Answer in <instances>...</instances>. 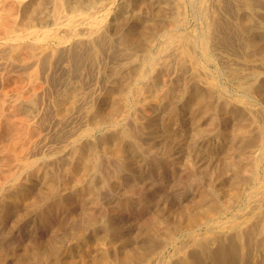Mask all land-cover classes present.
I'll list each match as a JSON object with an SVG mask.
<instances>
[{"label": "rangeland", "instance_id": "374dc122", "mask_svg": "<svg viewBox=\"0 0 264 264\" xmlns=\"http://www.w3.org/2000/svg\"><path fill=\"white\" fill-rule=\"evenodd\" d=\"M173 1H174V3L176 1V3L174 4ZM183 1L182 0H108L107 7L99 14L100 18H103V17L105 18V19L103 18L105 20L104 24H102L100 22V20L98 19L99 23L97 25H95V27L97 26L96 29H94L93 27H92V29H90L91 24L88 21H82L81 19H78L79 24L77 26V29L79 31H81L83 29L81 32H84L86 35H88V36H85L84 40L79 39V44L76 45V43H77L76 39H73V41L71 39L70 42H67L66 44H62V45H58L54 41H48V40L39 43L44 47V49H45V46L47 48L45 49V52H46L45 55L44 54L41 55L40 52H38L39 56L42 57V59L45 61V64H44V61L41 63H38L36 69L37 70L39 69L38 71L40 72V74H41V71H43V72L46 71V73H48V74H46L47 77L48 78L50 77V79H51V77L53 78V81H51L49 83L44 82L43 79L40 82L38 81L41 84H39L38 82H37L38 84H36V82H34V79L32 77H33V73L35 72L36 69H34L35 67L32 68L31 61H27L26 64H25V62H22L23 64L21 62H16V64H15V62L13 63L11 60L9 61L8 60L9 57L7 55L8 53L5 50H9L10 47L8 45L5 46L3 41L0 40V44H4L0 47V53H1L0 59L1 58L3 59V60L2 59L0 60V63H1L0 65H2V67H0V70H3L2 74H0V85H1L0 86V94H1V96L5 97V98L4 97L3 98L6 101V103L7 102L11 103V101H12L16 105H21V106H18L21 109V111H20V109L18 110L20 112V113L18 112L20 114L19 116L28 115V112H29L28 116H30V117H34L36 115V118H37V116L41 118L43 116V118L46 121L48 120L47 123L45 121V123L47 125L45 124V126H44V127H46L45 129H43V133H45V134H43L44 140H43V142H41V143H45V144H42V145L40 144L41 146H37L36 149L35 148L30 149V152H29L30 158L28 157V155L26 156V158H27L26 162L27 161H30L31 163L34 162L33 166L31 167L32 169L30 168L31 170L26 169V170L20 171V168H18L19 164L18 165L14 164L15 167L18 166L16 168L18 171L17 174L20 173V174H18V176H16V177H13L12 175H10V176L8 175L7 177L6 176L3 177L2 175L0 176V189H1L0 193H2L0 195V197L2 196L0 198V204H1V206H0V241H1V243H0V262L10 264V263H12V261L15 262L16 260H18L21 257L20 255H22V256L26 257L27 259L32 260L33 262H36V263L40 262L41 263V261H40L41 260V256H40L41 254L40 253H42V251H40V247H42L43 249L53 248V251H54V250H56L55 248H57V242L62 244V247H63V248L58 249V251H60V253L62 255L66 256L65 257L66 259L70 260V258L77 257L79 255L78 253H76L78 251V248L75 247V246H78L77 242L79 240H81L82 243H83V241H91V243H89L88 245L93 246L92 247V248H94L93 253L95 255L107 253L108 256L111 257L110 259H112L115 255V253L113 254V252L121 251V248L120 247L118 248V246L120 245V243L118 242V238L115 236V234L113 232L116 228L115 225H113V224H116L114 222H116L115 220L118 217L119 218L117 220L119 221V227L121 228V230H123L122 231L123 234L129 238V241H133L134 244L138 243L137 245H143L145 248H150V245H152V244L156 246L155 248H157V250L155 249L156 251L153 254V256L155 255L156 258L154 259V262H152L153 264H165V263L166 264H181L182 255H180V254L181 253L183 254V252L180 251V254H179V251H178L180 249L179 247L182 246L183 244H188L187 242L191 238L190 236H194L195 234H196V236L201 237L202 238L201 241H203V242H205L206 240H209V242L208 241H206L205 243L201 242L202 243V245L200 246L201 248L200 247H195V248L192 247L191 248L192 250L190 248H189L190 250L188 249L189 252L192 251V253L196 257H198L197 259H199V262H201L202 264L203 263L204 264H214V263L215 264H221V261L218 262V256H215L216 258L212 257L214 252H215V254L219 253L220 255L224 256L225 264H237V263L238 264H253L254 258L257 259L260 256V254L263 250L262 247H260V246H262L260 243H261V241H264V231L263 232L260 231L259 224L262 222V219L264 218V217H261V214H264V211H263L264 208L256 209L258 211H256V210L254 211L253 214H255V215L252 214L253 215V216L251 215L252 218L247 215L248 210L246 209L247 212L245 213V211L243 209L240 212L239 217L244 216L243 217L244 219L242 217H241L242 219L238 218L239 224H240L238 227H234L233 224H231L229 226L230 223L227 224V222L230 221L231 219L229 216L225 215V216H223V218L219 219V220L223 219V223H220L221 221H219L216 225L214 223H204L200 226H197L195 228L196 230H195L194 234H192V235H190L191 233H187L185 231L179 232L176 235V239H175L176 241L174 240L173 243L169 242L167 244V246L164 244L165 240L161 239L162 238L161 235L165 234L164 233L165 232L164 226L166 225V227H167V225H169V224L171 225V223H174L177 220L176 219L177 218L176 213L179 212V209L185 208V206L186 207L193 206L195 204L196 200L199 198V193H200L201 189H209V190L205 191L207 198H208L205 201L206 203L211 202L212 204H214V203L217 204V202L219 200V194H218L219 191H217V189L219 187V186H217L218 185V183H217L218 179L229 180L230 177L233 178L235 175H238V172H241L242 176L240 175V177L243 178L244 175L242 174V169L240 170V168L245 167L246 165H249L250 160L251 161L254 160L256 158V155L258 156L257 158H260L264 162V159H263V157H264V134H263L264 133V128H263L264 127V124H263L264 123V61L261 59V56L259 53L260 52L259 48H256V47H251V48L249 47L248 48V47H246L247 46V40L249 38H251L253 34H254L253 37L255 39H257V41L259 43H261V45L264 47V41H263L264 40V15H263L264 14V10H263L264 9V3L262 4V2H264V1H260V2L256 3L257 5L260 6L261 9H258V11H256L257 13L255 12L253 14H251V12H249L246 9H244L243 7H241L242 4L240 2H236L234 0H227L228 2L227 1L225 3L223 2L224 4L220 3L217 0L216 1L215 0H209L207 2L208 7H210L209 10L212 12V13L211 12L210 13L216 15L218 21H221V24H222V30L221 31L222 32L224 31L222 33L223 35H221V38L224 40L221 39L222 40V41L220 40L221 43L220 42L218 43V45H220L221 47L218 48L217 47L218 45H216L215 47H212V49L210 51V54L212 55L211 59L204 57L202 55L201 51L198 50L199 48L196 47L195 53H197V56L199 57L198 68L202 67L201 68L202 71L200 69H196L197 67L195 68L194 66H192L191 63L189 64L188 62H186L187 67L184 64L181 65L180 64V57H179L178 53L177 54L174 53L175 54L174 55L172 53L173 50H171V52L167 51L168 53L165 52V53L161 54V56L164 55V57L165 56L169 57L168 61H167L168 63H166L165 65H164V63H161V64H163V66L161 65V67L164 68L165 70L162 69L161 67H159V68L157 67L153 71V69H150L149 66H147V65L145 66L143 63L140 66L138 65L139 61H137V60L140 59V63H141L140 56L142 55V57H143V54H145V53L142 51H139L140 53L138 51H136L137 55H139L137 57H134V58H137L136 62L133 61L134 64L133 65L129 64L128 68H126V70H125V71H128V73L131 72V79L127 80V79H120V78L113 77L114 76V75H112L113 74L112 71L114 69V67L112 65L113 60L114 61L115 60L120 61L123 57L125 58L127 52H132L131 54L134 53V55L136 54L135 51L126 50V47H124V41H120L123 39V36L126 35L125 33L127 32L128 27H131L130 24L133 22H138L136 24V28L138 29V31H142L143 29L149 31V30H151V25L149 24V19L152 18L153 14L159 15V17L157 19V20H159L158 21L159 24H166L168 22V17H166V14L168 13L167 15H171V14L175 13V11H173L174 10L173 8H177L179 5H181L180 9L184 7L183 8L184 11H185V8L186 9L188 8L187 10L189 11V20H190L189 26H187V28H185V29L184 28L181 29V32H185V33L188 32V34L193 35L194 37L198 36V33L201 30V23H200V21H198V19H196V18H195L196 20L194 19L193 15L191 13V10H190L191 5H194V2H192L190 0H183ZM229 1H231V3ZM10 2H11V0H4V1H2V3H3L2 4L0 1V3H1L0 5H2V6H0V16L1 17L5 16L8 13V11L6 10L7 11L6 12L5 9H6V7H8ZM48 2H49V4H48ZM140 2H141V4H140ZM146 2H148V3H146ZM177 2L179 4H177ZM235 2H236V4H234ZM166 3H168V5H166ZM213 3H214V5H213ZM52 4H53V2L47 1V3H46L47 8L46 7L45 8L47 10L51 9ZM139 4H140V6H139ZM11 5L14 7V11H15V13L13 12L14 14H12L13 19H17L14 21L20 22L22 19V17H21L22 13L19 10L20 9L19 4H17L15 2V0H13V2L10 3V6ZM174 5L176 7H173ZM3 6H5L4 10H3ZM147 6L148 7L150 6L151 8L150 7L147 8ZM196 6H198V4H196ZM225 6L227 9L225 8ZM222 7H223V10H222ZM160 9L162 12H160ZM230 9H233V10H230ZM183 10H181V12ZM172 11H173V13H172ZM1 12H4V13L2 14ZM229 12H231V14ZM17 13L18 14L20 13L21 15L19 14L20 16H18ZM226 13H227V15L228 14H230V15L227 17ZM131 14L134 15V17L127 18V16H132ZM190 15H191V17H190ZM238 15H239V17H238ZM246 15H248V16H246ZM16 16H18V18ZM78 16H79V14H77V16H75V18ZM101 16H103V17H101ZM243 16H244V18H245V16H246V18L247 17L250 18L251 16H253L252 17L253 18V27H255V29L252 28V30L250 32H246L245 35L244 34L241 35V33H243V32L240 30L238 31V26H239V21H240L239 18L244 19ZM257 16H258V18H257ZM261 16L263 18H261ZM259 17L261 19H259ZM246 18H245V20H246ZM256 18L258 19L257 21H259V20H261V21L257 22ZM236 20H238V21H236ZM84 22H86V23H84ZM100 24H102V25H100ZM196 27H198V28H196ZM51 28L54 29L53 27H51ZM97 28H99L101 31L98 30V32L95 33L94 31H96ZM84 29H85V31H88V32H85ZM195 29H200V30L198 32ZM228 29H230L229 30L230 32L228 31ZM257 29H258V32H257ZM89 30H92V31H89ZM58 31H60V29ZM192 31H194V32L192 33ZM236 31H237V33H235ZM255 31H256V33H255ZM89 32L93 33L92 36L89 35ZM108 32L112 35H110ZM231 32H232V34H231ZM252 32H253V34H252ZM226 35H227V37H226ZM237 35H238V38H237ZM223 36H225L226 38L225 37L223 38ZM234 36H236V37H234ZM108 37H111L112 39L111 38L107 39ZM232 37H234V38H232ZM97 38H99L100 40L103 39V45L105 46L104 53L106 56L104 55V57L103 56L102 57H103V59H105V61H109V63H110L107 65L106 71H104V73L99 72L100 70L102 71L104 68H100L98 66V59L100 61L101 57L98 58L99 55H96V53H95L96 52L95 51V44H96ZM104 38H105V41H104ZM140 38H141V42L143 45H146L149 48L151 47L150 49H151L152 53H156L155 51L157 49H159V47L161 46V43L163 42V39H161L159 36L154 37V41H153V37L148 38L145 35L140 36ZM262 38H263V40H261ZM145 39L146 40L148 39L147 41L152 40L151 44H150V42L148 44V42ZM229 39H233V40H229ZM109 40H111V42H109ZM236 40H238V41H236ZM106 41L108 42V44L106 43ZM118 41L121 42L122 45ZM118 43H119V47L121 45L120 48L117 47ZM222 43L224 44L225 47L223 46ZM240 43H241V45H240ZM245 43H246V45L243 46ZM106 44H107V47H106ZM111 46H112V48H111ZM4 48H5V50H4ZM55 48H56V50H55ZM230 48H231V50H230ZM118 49H120L119 50L120 52L118 51ZM124 49L127 52H125ZM235 49H237V50H235ZM253 49H254V51H253ZM121 50H122V52H121ZM225 50H227V51H225ZM228 50H230L231 53L225 54L224 52L227 53ZM52 51L54 52L55 56L52 57V61H51V59L49 60V58L51 57L49 54H51ZM244 51H247L246 52L247 54H245ZM111 52H113L114 55L111 54ZM217 52H219V53H217ZM242 52H244V54H242ZM119 53H122V54H119ZM238 53L240 56L238 55ZM118 54H119V56H118ZM129 54H127V55H129ZM223 54H224V56H223ZM233 54H235V55H233ZM257 54H259V55H257ZM120 55H123V57ZM244 55H245V57H244ZM246 55L247 56L249 55L250 57L246 58L247 57ZM75 56H77V58ZM72 57H75V58H72ZM126 57H128V56H126ZM237 57H238V59H237ZM244 58H246L247 61L249 60V62H247ZM232 59H233V61H232ZM256 59H257V61H256ZM4 60H5L4 64H9L8 66L10 68H8V67L4 68L3 67L4 64L2 62H4ZM174 60H175V62H174ZM69 61H72L73 64H72V62L69 63ZM74 61H76V62H74ZM137 62H138V64H137ZM235 62H237V63H235ZM243 62H245L244 63L245 65L243 64ZM202 63H204L203 65H205V66H201ZM232 63L235 65V67H234V65H231ZM238 64H241V65H238ZM252 64H254V65H252ZM28 65H31L30 66L31 68ZM167 65H169V66H167ZM221 65H223V66H221ZM109 66H110V68H109ZM166 66H167V68H166ZM175 66H176V69H175ZM181 67L183 69H181ZM206 67H208V69L205 71L204 68H206ZM244 67H246V68H244ZM20 68H22V69L20 70ZM234 68H240L242 70L243 69H245V70H243V71L240 70V73L233 74ZM5 69H8L7 72H5L6 71ZM65 69H67L68 72L65 71ZM13 70H15V72ZM22 70H24L26 72V74H24V78L28 77L27 79L25 78V80H24L27 83H25L23 81L24 84H22V89L20 91L16 92V91H14L15 89L13 87H11L10 85L7 84V81H8V78L14 77L15 74H17L19 71H22ZM151 70H152V72H151ZM192 71H193L194 75L191 74ZM204 71H205V73H204ZM51 72H52V74H51ZM0 73H1V71H0ZM60 73H61V75H60ZM202 73H203L204 77H203V75H201ZM242 73L243 74L246 73V74L243 75ZM67 74H68V76H67ZM82 74H83V78H82ZM140 74H143L145 76L139 77ZM240 74H242V75H240ZM247 74H248V76H247ZM25 75H27V76H25ZM69 75H71V77ZM75 75H77V78ZM190 75H191V77H190ZM197 75H199V77ZM208 76H211V77H208ZM215 76L217 77V79L215 78ZM194 77L196 79L198 77V79L195 80ZM240 77H242V78L240 79ZM70 78H72V79H70ZM112 78H113V80H112ZM234 78H235V80H234ZM248 78H250L251 80ZM153 79H154V81H152ZM203 79H205V80H203ZM72 80H74V81H72ZM155 80H157V81H155ZM227 80H229V81H227ZM238 80H240V81H238ZM54 81H56V82H54ZM69 81H71V82H69ZM199 81H201V82H199ZM64 83H66V84H64ZM79 83H81V84H79ZM164 83H165V85H164ZM249 83H251V84H249ZM30 84H32V85H30ZM33 84H36V85H33ZM56 84L59 86L57 87ZM258 84H260V85H258ZM62 85L64 86L65 89H67V88L69 89V87L71 90L77 88V92H79V93L78 94L76 93L75 94L76 97L72 100L71 98H68L63 94L65 89L63 88ZM152 85H156L159 87V89L164 90V91H166V90L170 91L171 90L173 93H176V94H174V97L172 96L171 100L161 101L157 106L153 105V104L149 103L148 100H144L141 96V93L143 92V90L147 86H152ZM178 85H179V87H178ZM184 85H186L185 88H184ZM203 85H205V86H203ZM215 85L218 87H216ZM247 85L251 86V90H249V92L245 88ZM253 85L256 88H253ZM35 86H36V89L34 88ZM187 86H189L190 88H188ZM241 86L242 87L245 86V87L242 88ZM199 87H201V88H199ZM32 88H34L35 91H37V92H35L37 95L36 102L38 101L37 102L38 104L36 103L37 105L36 104L34 105L31 102H29L28 100H25L22 98V93L29 91ZM257 88H259V90ZM78 89H79V91H78ZM183 89L184 90L190 89V91H193V92H194V90L197 89L198 92H196V93H202V94L207 95L208 98H207V101L205 103L207 105L209 104L208 105V107H209L208 111L205 112V111H201L199 108L196 109V107H194V103H193L195 100H192L193 99L192 95L189 96L188 94H185L184 97H180V93H181V91H183ZM252 90H254V91H252ZM80 91H82V92H80ZM120 91H123L126 94L121 99L117 96L119 94L118 92H120ZM186 91H188V90H186ZM186 91H184V92H186ZM206 91H208V92H206ZM211 91L214 93H211ZM250 91H252V92H250ZM257 91H260V92H257ZM5 92H6V94H5ZM57 93H59V94H57ZM248 93H250V94H248ZM14 94H15V96H14ZM213 94H215V95H213ZM219 94H220L221 98H220ZM175 96H177V97H175ZM235 96H237V97H235ZM57 97H58V99H56ZM178 97H179V99H178ZM187 97H188V99H187ZM59 98H61L60 99L61 101L59 100ZM69 99L72 101H69ZM232 99L235 101V103L233 102ZM14 100H16L17 103ZM208 100H210V101H208ZM229 100H232V101L230 102ZM22 101L24 104L22 103ZM117 101H119V102H117ZM125 102H127V103H125ZM53 103H55V104H53ZM59 103L61 104L62 108L60 107ZM69 103L73 104L72 106H70V110H71L70 112L71 113H69L67 115V112H68L67 111L64 114V115H66V118L64 115H63L64 118L62 116L59 117L57 112L58 111L60 112L61 109H65V106L70 105ZM45 104H46V106H45ZM97 104H99V106ZM62 105H64V106H62ZM190 105H192V108H194V109H192ZM97 106L101 107L106 112L113 109L114 107H116L117 112L115 113L113 118L107 119V121L104 125L105 128L102 127L101 129L89 130L90 132L86 131L87 128L91 127L90 125H87V123L91 124V122H93L95 120V118H96L95 116H97V112H99ZM91 107H93V108H91ZM94 107H95V109H94ZM73 108L75 110H73ZM89 108H91V109H89ZM48 109H49V111H48ZM86 109H88V110H86ZM96 109H97V111H96ZM251 109H253V110H251ZM68 110H69V108H68ZM30 111H31V114H30ZM93 111H94L95 115L93 114ZM32 112H34V113H32ZM61 112H64V110H62ZM90 112L92 115L90 114ZM72 113L74 114L73 117L71 115ZM88 113H89V115H88ZM248 113H250V114L252 113V115L253 114L254 115L252 116ZM245 114H247V115H245ZM248 115H250V116H248ZM187 118H188V120H187ZM252 118H254V120ZM67 119H68V121H67ZM183 119H185V120H183ZM54 120L57 123L59 122L60 125H59V123H58V125H56L57 123ZM62 120H64V121H62ZM65 120H66V122H65ZM67 122H68V124H67ZM227 122H228V124H227ZM257 122H258V124L254 125ZM71 123H72V125H71ZM157 124L158 125L160 124V125L158 126ZM129 125H130V127H127ZM189 125H191V126H189ZM249 125H250V127H248ZM124 126H126V127H124ZM241 126L246 128V131L244 132L246 134H243V133L238 131L239 127H241ZM261 126H263V127H261ZM49 127H50V129H49ZM108 127H110V128H108ZM111 127H115V128L112 129ZM127 128H129L130 131ZM51 129L52 130L54 129V131H51ZM227 129L228 130L231 129V130L227 131ZM45 130H46V132H45ZM60 130H62V131H60ZM79 130L81 131V133L79 132ZM82 130H85V131H82ZM134 130L137 132L139 137L137 136V134L134 135V133H136ZM139 130H141V131H139ZM118 131L119 132L122 131V132L118 133ZM50 132H52L51 134H53L54 136L51 134L49 136L48 134ZM62 132H64V133H62ZM251 132H252V134H250ZM257 132L259 133V136L261 134L262 135L259 137ZM78 133L80 134V136ZM84 133H85V135H84ZM46 134H47V136H45ZM55 135H57V136L55 137ZM114 135H115V137H114ZM132 135H134V137ZM171 135L173 138L171 137ZM123 136H125L124 138L126 139V141L124 138L122 139ZM111 137H112V140H114V141L117 140L119 143H121L120 146L124 145V146H121V148L123 149L126 158L123 156V158L118 160L116 158L115 159H107L106 157H104L106 159L105 160L103 158V156H101V162H102L101 164L103 165L102 168L103 167L104 168L103 169L100 168V170L97 172L90 170V172H88L86 175V177H88V180H86V177H85V180H84L85 182H83V188H84V191H86V192H84L80 196L73 195V192L71 193V191H68L70 189L65 188V186H63V185H64V183H66V181L69 178H71L70 176H68L67 168L69 169V167H71L72 164H73L72 166H74V167L76 166L74 163H75V159L77 158L75 155H78L77 151L84 148V145H85V146H87L85 148L89 149L90 151H94L95 154H96V152H97V154H98V152L100 154L101 153L100 148H99L100 147L99 145L101 143L100 139L102 138L103 140L104 139L109 140V139H111ZM119 137H121L120 140H119ZM229 137H231V139ZM250 137L252 138V140L250 139ZM255 137H257V138H255ZM115 138H116V140H115ZM259 138H261V139H259ZM70 139H71V142L69 141ZM137 139H139V141ZM168 139H169V141H168ZM122 140H123V142H120ZM77 141H78V145H77ZM185 141H186V143H185ZM245 141H246V143H245ZM252 141H254V142H252ZM258 141H259V143H258ZM64 143H65V145H64ZM60 145L62 148L60 147ZM73 146H75L77 148L75 149V147H74V149H73ZM39 147H41V148H39ZM37 148H39V149H37ZM74 152H76V153L74 154ZM100 155H103V152ZM217 155H219V156H217ZM249 156H250V158H249L250 160L248 159ZM217 157H218V160H217ZM251 157H253V158H251ZM34 159L36 161H34ZM70 161H71V163H70ZM120 161H121V163H120ZM53 163H54V165H53ZM112 163H115V164H112ZM34 164H36V165H34ZM68 164H69V166H68ZM129 164H132V166L130 167ZM211 164H212L213 168H212ZM241 164H242V166H241ZM11 165L13 166V162L12 163L4 162L2 165H0L1 172H7L8 173L9 170H12V169L14 171L15 167L12 168ZM110 165H112V166H110ZM109 166H110V168H109ZM117 166H118V169H117ZM49 167H51V168H49ZM48 168H49V172L52 174V179L54 180V183L56 185V188H55V192L57 189L56 194H55V192L54 193H47V186H44L47 184L45 183V181L42 177V172L45 169L48 170ZM112 168H114V170H112ZM131 168H133L134 170L133 171L130 170ZM236 168H238V169H236ZM16 169H15V171H16ZM64 169L67 171V174H66V171ZM101 169L104 172L109 171L111 173L112 177H111L110 181L106 178L105 175H103V171ZM51 170L54 172H52ZM225 170L227 172H225ZM23 171H25V172H23ZM36 171H38L37 174L36 173L34 174L33 172H36ZM206 171H207V173H206ZM209 172L211 175H209ZM25 173L26 174L28 173L30 175L29 179L28 180L26 179V181L24 180L26 177ZM205 173L208 175H206ZM99 174H101V177H99L100 176ZM116 175H118V178L120 177V180L114 178V177H116ZM219 175H220V177H219ZM32 176H34V177H32ZM216 177H217V180L215 181L214 179ZM244 178H247V175H245ZM3 181H4V183H3ZM5 182H7V183H5ZM210 184H212L216 188L211 189L212 185H210ZM101 185H102V188H101ZM8 186H9V188H6ZM131 186H133V189H131ZM23 187H25V188H23ZM24 189L30 190L31 193H32V191H34L32 193L33 195L32 194L29 195L31 198L30 197H24L23 195L20 194V192L23 191ZM9 190H11V191H9ZM65 190H67V191H65ZM136 190H140L138 192V194H136L137 193ZM4 191L5 192L7 191V192L5 193ZM135 191H136V193H135ZM214 191L218 196L214 193ZM135 194H136V196H135ZM46 195H48V196H46ZM146 195H147V197H146ZM128 196H130V197L132 196V197L130 198ZM148 196H150V197H148ZM36 197L39 198V202L37 204L33 205L32 201H34V198H36ZM57 197L61 200L58 201ZM123 197H124L125 201H124ZM125 197H127V198H125ZM139 197H140V199H138ZM25 199H27V200H25ZM128 199H130L131 201L128 202L127 201ZM136 199H138V200H136ZM213 199H215L217 202H215ZM173 200H176V201L173 202ZM193 200H194V202H193ZM109 201H110V203H109ZM177 201L179 203H177ZM175 202L177 204H175ZM191 202H192V204H191ZM133 203H134V205H133ZM137 204H138V206H136ZM171 204H173V205L171 206ZM180 204H183L182 206H184V207H182ZM124 206H125V209H124ZM6 207H9L8 212L4 211V209ZM174 207H175V209H174ZM22 209H24V210H22ZM136 209H137V211H136ZM16 210H18V211L16 212ZM112 211H113V213H112ZM18 212H19V214H18ZM190 213L191 212L188 211V213L186 212L185 214L187 216ZM98 214H99V218H101L102 222H100L101 221L100 219H96L97 216H93V215H98ZM124 214H126V215H124ZM140 214H142V215H140ZM243 214H245V215H243ZM70 215H71V217H70ZM50 216H51V218H50ZM106 217H107V219H106ZM224 217L227 218V220ZM88 218L96 219V222L93 225H91L90 227H86L85 223L83 222L84 220L87 221ZM141 219L143 222L141 221ZM156 219H158L162 222L164 221L163 222L164 226L162 224L161 226H158V227L155 226L156 228L153 227V225L156 224V221H157ZM253 219L255 221H253ZM132 220H134L135 222H133ZM224 220H225V222H224ZM252 221H253V223H252ZM258 221H261V222H258ZM254 222L257 224V226ZM224 223H226V224H224ZM244 223H246V224H244ZM56 224H58L59 227ZM211 224H212V226H211ZM250 224H252V225L255 224V225L252 226ZM50 225L52 226V228L50 227ZM222 226H223V229H222ZM241 226L242 227L245 226V227L243 229H241L242 228ZM216 227L218 229H216ZM248 227H249V229H248ZM167 229H168V227H167ZM102 230H104V231H102ZM130 230L131 231L133 230L132 231L133 233ZM244 230L245 231L248 230L247 233H249L248 236L250 235L249 238L251 236L253 237V238L251 237V239H249V238L248 239L252 240V241H249V244L247 247H245L243 253L236 252L235 254H230V253L227 254L228 248H230L231 245H233V238H235V236H237V235L239 236V234H241L240 237H242L244 232H245ZM255 230H257V231L259 230L260 234H259V232L256 231L259 236L255 232ZM80 231H82V232H80ZM232 231L235 232V236H233L234 233ZM241 231H242V233H241ZM77 232H78V234H77ZM200 232L202 234H200ZM251 232H253V233L251 234ZM80 233H82V234H80ZM100 233L101 234L103 233V234L101 235ZM225 233H226V235H224ZM228 233H229V235H228ZM211 235H213V237L215 235L216 236L214 238H212ZM227 235H228V239L226 240ZM254 235H256L257 237L256 236L254 237ZM97 236H101V239H97ZM130 236H131V238H134V239L132 240L130 238ZM76 237H79V239H75V241H74L73 239ZM152 237H153V239H152ZM188 237H189V239H188ZM231 238H232V240H229ZM17 239L19 241H17ZM157 239H159V241ZM38 240H39V242H38ZM143 240H144V244H143ZM255 240H257V241H255ZM26 241H27V244L25 243ZM258 241H259V243H258ZM21 242H22V245H21ZM115 242H116V244L114 245L113 243H115ZM225 242H227V243H225ZM94 243H96V244H94ZM222 243H224V245ZM157 244H159V248H158ZM4 245H6V247ZM253 245H254V247H253ZM209 246H210V248H209ZM222 246H227L228 248H226V247L220 248ZM255 246H257V248ZM196 248H197V250L199 249L200 251L199 250L196 251ZM204 248L205 249L207 248V249L205 250ZM253 248H254V250H253ZM76 249H77V251H76ZM162 249H164V253L161 254ZM201 249H203V251H201ZM195 251L197 253H195ZM224 251H227V252L225 253ZM252 251H254V252L252 253ZM99 252H101V253L99 254ZM204 252L206 253V255ZM63 253H65V254H63ZM223 254H225V255H223ZM246 254H247V256H246ZM249 254H250V256H249ZM252 254H254V255H252ZM257 254H259V255H257ZM262 254H264V250H263ZM69 256H70V258H69ZM205 258H207L208 260ZM52 260L53 259L51 258L50 261L52 262ZM174 261H175V263H174ZM236 261H238V262H236ZM146 263L152 264V263H148L147 261L143 262L142 264H146ZM52 264H54V263L52 262Z\"/></svg>", "mask_w": 264, "mask_h": 264}, {"label": "bare ground", "instance_id": "6f19581e", "mask_svg": "<svg viewBox=\"0 0 264 264\" xmlns=\"http://www.w3.org/2000/svg\"><path fill=\"white\" fill-rule=\"evenodd\" d=\"M1 1V3H2V1H4V0H0ZM47 1H51V2H53V4H52V7H51V9H46L47 7V5H46V3H47ZM183 1V0H182ZM190 1H192V2H194V5H191V13H192V15H193V17H194V19L196 18V19H198V21H200V23H201V30L200 29H195V30H197L198 32H199V30H200V32L198 33V36L197 37H194L193 35H190V34H188V32L187 33H185V32H181V29H185V28H187V26H189V24H190V20H189V11L185 8V11L183 10V8H181L180 9V7H181V5H177L178 7V9L177 8H173L174 10L173 11H175V13H173V11H172V13L173 14H171V15H167L166 14V17H168V22L166 23V24H159L158 23V21L159 20H157L158 19V17H159V15H156V14H153V16H152V18H150L149 19V24L151 25V30H142V31H138V29L136 28V24L138 23V22H133V23H131L130 25H131V27H128V29H127V32L125 33L126 35H124L123 36V39L122 40H120V41H124V47H126V50H128V51H142V52H144L145 54H143V57H142V55L140 56V58H141V63H140V59L139 60H137V58H134V57H137V56H139V55H137V52H136V54L134 55V53L133 54H131L132 52H127L125 49V52H127V54H129V55H127L126 54V56H128V57H126L125 56V58L123 57V55H120V56H122L123 58L120 60V61H114L113 60V62H112V65H113V67H114V69H113V71H112V75H114L113 77H115V78H120V79H127V80H130L131 79V72L130 73H128V71H125L126 70V68H128V65L130 64V65H133L134 64V62L133 61H135L136 62V60L137 61H139V64H138V62H137V64L140 66L142 63L146 66H149V68L150 69H153V71H154V69L155 68H159V67H161V65L163 66V64H161V63H164V65L166 64V63H168L167 61H168V58L169 57H167V56H165L164 57V55L163 56H161V54L162 53H165V52H167V51H170L171 52V50H173L172 51V53L174 54H177L178 53V55H179V57H180V64L182 65V64H184V65H186V62H188L189 64L191 63L192 64V66H194L196 69H200L201 70V68H198V59H199V57L197 56V53H195V51H196V47L197 48H199L198 50H200L201 51V53H202V55L204 56V57H207V58H210L211 59V57H212V55L210 54V51H211V49H212V47H215L216 45H218V43L220 42V40L222 39L221 38V35H223L222 33L224 32H222L221 30H222V24H221V21H218V19H217V17H216V15H214V14H211L212 12L209 10V8L210 7H208V5H207V2L209 1V0H190ZM216 1V0H215ZM217 1H219L220 3H225L227 0H217ZM234 1H236V2H240L241 4H242V6L241 7H243L244 9H246L247 11H249V12H251V14H253V13H255L256 11H258V9H261L260 8V6L259 5H257L256 3H258V2H260V1H264V0H234ZM233 1V2H234ZM13 2V0H11V2L10 3H12ZM15 2L17 3V4H19V7H20V11H21V13H22V19H21V21L20 22H15L14 20H17V19H13V15L12 14H14L15 13V11H14V7L11 5L10 6V3H9V5H8V7H6V9L4 8L5 6H3V10L5 9V11L7 10L8 11V13L5 15V16H0V40L1 41H3V43L5 44V46L6 45H8L9 47H10V49L9 50H5V48H4V50L5 51H7V55H8V57H9V61L11 60L13 63L15 62V64H16V62H25V64L27 63V61H31V65H32V68L33 67H35L34 69H36V67H37V65H38V63H41V62H43L44 60L42 59V57H40L39 56V53L38 52H40V54L42 55V54H44L45 55V49L47 48L46 46H45V49H44V47L41 45V44H39L40 42H43V41H46V40H48V41H54L56 44H58V45H62V44H66L67 42H70L71 41V39H72V41H73V39H76L77 40V43H76V45L77 44H79V39H85V36H88V35H86L84 32H81V31H79L78 29H77V26H78V24H79V20L78 19H81L82 21H88L90 24H91V28L90 29H92V27L94 28V29H96V27H95V25H97L98 23H99V21H98V19L100 20V22L102 23V24H104V17L103 16H101V17H103V18H100L99 17V14L107 7V5H108V0H15ZM110 2V1H109ZM179 2V1H178ZM177 2V4H179ZM184 2V1H183ZM228 2V1H227ZM230 3H231V1H229ZM236 2L234 3V4H236ZM0 3V4H1ZM144 3V2H143ZM146 3H148V2H146ZM173 3H174V1H173ZM175 3H176V1H175ZM174 3V4H175ZM223 3V4H224ZM239 3V4H240ZM264 2H262V4H263ZM3 4V3H2ZM5 4V3H4ZM48 4H49V2H48ZM140 4H141V2H140ZM140 4H139V6H140ZM181 4V3H180ZM196 4H198V6H196ZM228 4V3H227ZM14 5V4H13ZM166 5H168V3H166ZM213 5H214V3H213ZM216 5V4H215ZM0 6H2V5H0ZM126 6V5H125ZM172 6V5H171ZM262 6V5H261ZM16 7V6H15ZM18 7V8H19ZM46 7V8H45ZM150 7V6H149ZM148 6H147V8H149ZM173 7H176L175 5L173 6ZM186 7V6H185ZM217 7V6H216ZM220 7V6H219ZM224 7V6H223ZM223 7H222V10H223ZM235 7V6H234ZM127 8V7H126ZM151 8V7H150ZM225 8H226V6H225ZM233 8V7H232ZM46 9V10H45ZM124 9V8H123ZM220 9V8H219ZM227 9V8H226ZM2 10V9H1ZM125 10V9H124ZM181 10H183L182 12H181ZM230 10H233V9H230ZM241 10V9H240ZM264 10V9H263ZM6 11V12H7ZM155 11V10H154ZM228 11V10H227ZM14 12V13H13ZM19 12V11H18ZM132 12V11H131ZM138 12V11H137ZM160 12H162L161 11V9H160ZM166 12V11H165ZM211 12V13H210ZM220 12V11H219ZM226 12V11H225ZM2 14L4 13V12H1ZM171 13V12H170ZM190 13V14H191ZM230 14H231V12H229ZM257 13V12H256ZM259 13V12H258ZM18 14V13H17ZM20 14V13H19ZM18 14V16H20ZM77 14H79V16L78 17H76L75 18V16H77ZM162 14V13H161ZM230 14H228L227 15V13H226V15H227V17L230 15ZM239 14V13H238ZM241 14V13H240ZM132 15V14H131ZM164 15V14H163ZM264 15V14H263ZM262 15V16H263ZM18 16H16L17 18H18ZM233 16V15H232ZM246 16H248V15H246ZM246 16H245V18H246ZM261 16V18H263ZM132 17H134V15H132V16H127V18H132ZM157 17V18H156ZM190 17H191V15H190ZM221 17V16H220ZM226 17V18H227ZM234 17V16H233ZM238 17H239V15H238ZM253 16H251L250 18L249 17H247L246 18V20H245V18H244V16H243V18L244 19H242V18H239L240 19V21H239V26H238V31L240 30V31H242L243 33H241V35L242 34H246V32H250L251 30H252V28L253 29H255V27H253V18H252ZM225 18V19H226ZM237 18V17H236ZM257 18H258V16H257ZM256 18V21L258 20ZM260 17H259V19H261ZM195 19V20H196ZM228 19V18H227ZM233 19V18H232ZM230 20V19H229ZM225 21V20H224ZM227 21V20H226ZM236 21H238V20H236ZM259 21H261V20H259ZM259 21H257V22H259ZM197 22V21H196ZM84 23H86V22H84ZM199 23V22H198ZM225 23V22H224ZM223 23V24H224ZM234 23V22H233ZM102 24H100V25H102ZM199 25V24H198ZM256 25V24H255ZM261 25V24H260ZM226 26V25H225ZM51 27H53L54 29H52ZM101 27V26H100ZM68 28V29H67ZM196 28H198V27H196ZM263 28V27H262ZM60 29V31H58ZM98 30H100L99 28H97V30L96 31H94L95 33L96 32H98ZM227 30V29H226ZM230 29H228V31H229ZM232 30V29H231ZM84 31H85V29H84ZM89 31H92V30H89ZM101 31V30H100ZM233 31V30H232ZM261 31V30H260ZM85 32H88V31H85ZM110 32V31H109ZM108 32V33H109ZM194 31H192V33H193ZM230 32V31H229ZM245 32V33H244ZM257 32H258V29H257ZM111 33V32H110ZM109 33V34H110ZM235 33H237V31L235 32ZM255 33H256V31H255ZM92 32L90 33L89 32V35L90 36H92ZM114 34V33H113ZM231 34H232V32H231ZM251 34V33H250ZM252 34H253V32H252ZM103 35V34H102ZM101 35V36H102ZM110 35H112V34H110ZM142 35H145L146 37H148V38H152L153 37V41H154V37H156V36H159L161 39H163V42L161 43V46L159 47V49H157L155 52L156 53H152L151 52V47L149 48V47H147L146 45H143L142 44V42H141V38H140V36H142ZM75 36V37H74ZM254 34L252 35V37L251 38H249L248 40H247V46L246 47H256V48H259V50H260V56H261V59L264 61V47L261 45V43H259L258 41H257V39H255L254 37ZM74 37V38H73ZM77 37V38H76ZM225 36H223V38H224ZM226 37H227V35H226ZM225 37V38H226ZM229 37V36H228ZM234 37H236V36H234ZM234 37H232V38H234ZM89 38V37H88ZM101 38V37H100ZM109 38H111V37H108L107 39H109ZM230 38V37H229ZM237 38H238V35H237ZM243 38V37H242ZM247 38V37H246ZM112 39V38H111ZM241 39V38H240ZM97 40V41H96ZM95 41H96V44H95V53H96V55H99V57L98 58H100L101 57V60L99 61V59H98V66L100 67V68H104L102 71L100 70L99 72L100 73H104V71H106V68H107V65L108 64H110L109 63V61H105V59H103V57H104V55H105V53H104V49H105V46L103 45V39L102 40H100L99 38H97ZM143 40V39H142ZM146 40V39H145ZM148 40V39H147ZM146 40V41H147ZM150 40V39H149ZM222 40H224V39H222ZM221 40V41H222ZM227 40V39H226ZM229 40H233V39H229ZM260 40V39H259ZM261 40H263V38L261 39ZM104 41H105V38H104ZM144 41V40H143ZM152 41V40H151ZM151 41H147L148 42V44H149V42H150V44H151ZM236 41H238V40H236ZM264 41V40H263ZM109 42H111V40H109ZM119 42V41H118ZM235 42V41H234ZM46 43V42H45ZM49 43V42H48ZM47 43V44H48ZM106 43L108 44V42L106 41ZM114 43V42H113ZM121 45H122V43L121 42H119ZM119 43L117 44L118 46V48H120L121 47V45H120V47H119ZM221 43V42H220ZM226 43V42H225ZM237 43V42H236ZM235 43V44H236ZM4 44H0V47L2 46V45H4ZM107 44H106V47H107ZM116 44V43H115ZM159 44V43H158ZM223 44V43H222ZM221 44V45H222ZM231 44V43H230ZM55 45V44H54ZM113 45V44H112ZM153 45V44H152ZM240 45H241V43H240ZM246 45V43L243 45V46H245ZM223 46H224V44H223ZM228 46V45H227ZM230 46V45H229ZM218 48L219 47H221L220 45H218L217 46ZM225 47V46H224ZM245 47V48H246ZM111 48H112V46H111ZM247 48V49H248ZM49 49V48H48ZM221 49V48H220ZM219 49V50H220ZM227 49V48H226ZM233 49V48H232ZM51 50V49H50ZM55 50H56V48H55ZM120 49H118V51H119ZM123 50V51H124ZM197 50V51H198ZM214 50V49H213ZM218 50V51H219ZM223 50V49H222ZM230 50H231V48H230ZM230 50H228V52L226 53V52H224L225 54H230L231 52H230ZM235 50H237V49H235ZM252 50V49H251ZM58 51V50H57ZM112 51V50H111ZM221 51V50H220ZM225 51H227V50H225ZM234 51V50H233ZM253 51H254V49H253ZM50 52V51H49ZM48 52V53H49ZM108 52V51H107ZM106 52V53H107ZM120 52V51H119ZM121 52H122V50H121ZM169 52V53H170ZM245 52V54H247L246 52L247 51H244ZM244 52H242V54H244ZM252 52V51H251ZM109 53V52H108ZM118 53V52H117ZM124 53V52H123ZM140 53V52H139ZM138 53V54H139ZM168 53V52H167ZM171 53V54H172ZM217 53H219V52H217ZM240 53V52H239ZM239 53H238V55H239ZM1 54V53H0ZM56 54V53H55ZM111 54H113V52H111ZM119 54H122V53H119ZM119 54H118V56H119ZM174 54V55H175ZM251 54V53H250ZM4 55V54H3ZM2 55V56H3ZM51 57L49 58V60L51 59V61H52V57H54L55 55H54V52L52 51L51 52V54H49ZM114 55V54H113ZM146 55V56H145ZM220 55V54H219ZM233 55H235V54H233ZM257 55H259V54H257ZM103 56V57H102ZM106 56V55H105ZM170 56V55H169ZM177 56V55H176ZM223 56H224V54H223ZM240 56V55H239ZM247 56V55H246ZM7 57V58H8ZM76 58H77V56H75ZM75 57H72V58H75ZM174 57V56H173ZM178 57V56H177ZM244 57H245V55H244ZM248 57H250L249 55L246 57V58H248ZM256 57V56H255ZM258 57V56H257ZM4 58V57H3ZM6 58V59H7ZM46 58V57H45ZM59 58V57H58ZM246 58H244L245 60H246ZM260 58V57H259ZM2 59V58H1ZM0 59V60H1ZM202 59V58H201ZM223 59V58H222ZM225 59V58H224ZM237 59H238V57H237ZM243 59V58H242ZM241 59V60H242ZM250 59V58H249ZM252 59V58H251ZM254 59V58H253ZM3 60V59H2ZM74 60V59H73ZM179 60V59H178ZM177 60V61H178ZM228 60V59H227ZM255 60V59H254ZM259 60V59H258ZM66 61V60H65ZM111 61V60H110ZM171 61V60H170ZM169 61V62H170ZM176 61V62H177ZM204 61V60H203ZM211 61V60H210ZM218 61V60H217ZM226 61V60H225ZM229 61V60H228ZM232 61H233V59H232ZM235 61V60H234ZM244 61V60H243ZM247 61V60H246ZM256 61H257V59H256ZM260 61V60H259ZM72 61H69V63H71ZM74 62H76V61H74ZM133 62V63H132ZM174 62H175V60H174ZM214 62V61H213ZM242 62V61H241ZM247 62H249V60L247 61ZM251 62V61H250ZM3 64L5 63V60H4V62H2ZM68 63V62H67ZM172 63V62H171ZM216 63V62H215ZM222 63V62H221ZM235 63H237V62H235ZM245 62H243V64H244ZM253 63V62H252ZM1 64V63H0ZM23 64V63H22ZM44 64H45V61H44ZM72 64H73V62H72ZM76 64V63H75ZM204 63H202V65L201 66H205V65H203ZM217 64V63H216ZM251 64V63H250ZM9 64H4L3 65V67L4 68H10L9 66H8ZM12 65V64H11ZM18 65V64H17ZM31 65H28L29 67L31 66ZM40 65V64H39ZM49 65V64H48ZM54 65V64H53ZM56 65V64H55ZM58 65V64H57ZM136 65V64H135ZM231 65H234L233 63L231 64ZM238 65H241V64H238ZM245 65V64H244ZM247 65V64H246ZM252 65H254V64H252ZM257 65V64H256ZM20 66V65H19ZM26 66V65H25ZM69 66V65H68ZM105 66V67H104ZM111 66V65H110ZM110 66H109V68H110ZM167 66H169V65H167ZM167 66H166V68H167ZM171 66V65H170ZM221 66H223V65H221ZM229 66V65H228ZM0 67H2V65H0ZM28 67V68H29ZM65 67V66H64ZM131 67V66H130ZM134 67V66H133ZM138 67V66H137ZM186 67H187V65H186ZM190 67V66H189ZM234 67H235V65H234ZM255 67V66H254ZM253 67V68H254ZM31 68V67H30ZM29 68V69H30ZM162 68V67H161ZM185 68V67H184ZM231 68V67H230ZM244 68H246V67H244ZM248 68V67H247ZM16 69V68H15ZM22 68H20V70H21ZM24 69V68H23ZM26 69V68H25ZM44 69V68H43ZM46 69V68H45ZM132 69V68H131ZM136 69V68H135ZM162 69H164V68H162ZM175 69H176V66H175ZM181 69H183L182 67H181ZM190 69V68H189ZM208 69V67H206V68H204V70L206 71ZM259 69V68H258ZM6 71L5 72H7V70L8 69H5ZM18 70V69H17ZM39 70V69H38ZM37 69L35 70V72L33 73V79H34V82H36V84H38L42 79L44 80V82H51V81H53V78L51 77V79H50V77L48 78L47 77V75L46 74H48V73H46V71H41V74H40V72L38 71ZM54 70V69H53ZM59 70V69H58ZM161 70V69H160ZM165 70V69H164ZM180 70V69H179ZM199 70V71H200ZM221 70V69H220ZM223 70V69H222ZM240 70H242V69H240V68H234L233 69V74H237V73H240ZM243 70H245V69H243ZM242 70V71H243ZM1 71V73L0 74H2V71L3 70H0ZM14 72H15V70H13ZM27 71V70H26ZM65 71H67V69H65ZM78 71V70H77ZM91 71V70H90ZM93 71V70H92ZM181 71V70H180ZM185 71V70H184ZM183 71V72H184ZM202 71V70H201ZM205 71H204V73H205ZM251 71V70H250ZM259 71V70H258ZM12 72V71H11ZM49 72V71H48ZM57 72V71H56ZM68 72V71H67ZM151 72H152V70H151ZM156 72V71H155ZM154 72V73H155ZM182 72V71H181ZM197 72V71H196ZM195 72V73H196ZM208 72V71H207ZM206 72V73H207ZM216 72V71H215ZM247 72V71H246ZM28 73V72H27ZM153 73V74H154ZM198 73V72H197ZM219 73V72H218ZM12 74V73H11ZM24 74H26V72L24 71V70H22V71H19L17 74H15V76L14 77H10V78H8V81H7V84L8 85H10L11 87H13L15 90L14 91H20L21 89H22V84H24L23 83V81L25 80V78L27 79L28 77H25L24 78ZM51 74H52V72H51ZM84 74V73H83ZM83 74H82V78H83ZM149 74V73H148ZM151 74V73H150ZM192 75H194L193 74V71H192V73H191ZM243 74V73H242ZM242 74H240V75H242ZM244 74H246V73H244ZM243 74V75H244ZM60 75H61V73H60ZM201 75H203V73L201 74ZM200 75V76H201ZM210 75V74H209ZM221 75V74H220ZM231 75V74H230ZM251 75V74H250ZM13 76V75H12ZM25 76H27V75H25ZM67 76H68V74H67ZM70 77H71V75H69ZM76 76V78H77V75H75ZM130 76V77H129ZM145 75H143V74H140V76L139 77H144ZM152 76V75H151ZM198 77H199V75H197ZM222 76V75H221ZM247 76H248V74H247ZM255 76V75H254ZM4 77V76H3ZM79 77V76H78ZM110 77V76H109ZM181 77V76H180ZM190 77H191V75H190ZM198 77H197V79H198ZM203 77H204V75H203ZM207 77V76H206ZM208 77H211V76H208ZM231 77V76H230ZM245 77V76H244ZM256 77V76H255ZM5 78V77H4ZM30 78V77H29ZM31 78V79H32ZM73 78V77H72ZM72 78H70V79H72ZM75 78V77H74ZM88 78V77H87ZM179 78V77H178ZM177 78V79H178ZM193 78V77H192ZM195 78V77H194ZM215 78L217 79V77L215 76ZM214 78V79H215ZM242 77H240V79H241ZM166 79V78H165ZM196 78H195V80H197ZM227 79V78H226ZM239 79V78H238ZM248 79H250V78H248ZM63 80V79H62ZM67 80V79H66ZM76 80V79H75ZM80 80V79H79ZM82 80V79H81ZM89 80V79H88ZM112 80H113V78H112ZM126 80V81H127ZM158 80V79H157ZM157 80H155V81H157ZM203 80H205V79H203ZM213 80V79H212ZM233 80V79H232ZM234 80H235V78H234ZM251 80V79H250ZM257 80V79H256ZM259 80V79H258ZM31 81V80H30ZM39 81V82H38ZM65 81V80H64ZM72 81H74V80H72ZM78 81V80H77ZM152 81H154V79L152 80ZM159 81V80H158ZM162 81V80H161ZM171 81V80H170ZM227 81H229V80H227ZM238 81H240V80H238ZM242 81V80H241ZM25 82V81H24ZM38 82V83H37ZM54 82H56V81H54ZM61 82V81H60ZM66 82V81H65ZM69 82H71V81H69ZM173 82V81H172ZM199 82H201V81H199ZM222 82V81H221ZM243 82V81H242ZM25 83H27V82H25ZM58 83V82H57ZM68 83V82H67ZM151 83V82H150ZM149 83V84H150ZM229 83V82H228ZM2 84V83H1ZM36 84H33V85H36ZM39 84H41V83H39ZM46 84V83H45ZM54 84V83H53ZM64 84H66V83H64ZM69 84V83H68ZM79 84H81V83H79ZM199 84V83H198ZM222 84V83H221ZM225 84V83H224ZM223 84V85H224ZM236 84V83H235ZM249 84H251V83H249ZM30 85H32V84H30ZM57 85V84H56ZM55 85V86H56ZM74 85V84H73ZM162 85V84H161ZM164 85H165V83H164ZM258 85H260V84H258ZM1 86V85H0ZM38 86V85H37ZM59 85H57V87H58ZM63 86V85H62ZM61 86V87H62ZM185 86L186 85H184V88H185ZM195 86V85H194ZM203 86H205V85H203ZM216 86V85H215ZM221 86V85H220ZM240 86V85H239ZM257 86V85H256ZM82 87V86H81ZM162 87V86H161ZM178 87H179V85H178ZM177 87V88H178ZM188 88H190L189 86H187ZM196 87V86H195ZM216 87H218V86H216ZM222 87V86H221ZM231 87V86H230ZM242 87V86H241ZM245 86H243L242 88H244ZM35 89H36V86L34 87ZM34 88H32L31 90H29V91H26V92H24V93H22V98L23 99H25V100H28L29 102H31L32 104H36L37 102H36V98H37V95H36V93L35 92H37V91H35V89ZM63 88H64V86H63ZM67 88V87H66ZM74 88V87H73ZM84 88V87H83ZM166 88V87H165ZM174 88V87H173ZM199 88H201V87H199ZM247 90H248V92H249V90H251V86L250 85H247L246 87H245ZM253 88H256V87H254V85H253ZM11 89V88H10ZM65 89V88H64ZM168 89V88H167ZM258 90H259V88H257ZM28 90V89H27ZM145 90V91H144ZM143 90V92L141 93V96H142V98L144 99V100H148L149 101V103H151V104H153V105H158L161 101H164V100H171L172 99V96L174 97V94H176V93H173L171 90V92L169 91V90H166V91H164V90H161V89H159V87L158 86H156V85H152V86H147L145 89ZM176 90V89H175ZM174 90V91H175ZM186 90H188V91H186ZM213 90V89H212ZM225 90V89H224ZM78 91H79V89H78ZM83 91V90H82ZM82 91H80V92H82ZM184 91H186V92H184ZM222 91V90H221ZM229 91V90H228ZM240 91V90H239ZM252 91H254V90H252ZM252 91H250V92H252ZM11 92V91H10ZM195 92V93H194ZM194 92L193 91H190V89H183V91H181V93H180V97H184L185 96V94H188L189 96L190 95H192V97H193V99L192 100H195L193 103H194V107H196V109L197 108H199L201 111H208V105L205 103L206 101H207V95H205V94H202V93H196V92H198L197 91V89L196 90H194ZM203 92V91H202ZM206 92H208V91H206ZM205 92V93H206ZM226 92V91H225ZM256 92V91H255ZM257 92H260V91H257ZM62 93V92H61ZM78 94L79 92H77V88L76 89H70V87H69V89L67 88V89H65L64 90V95L66 96V97H68V98H71L72 100L76 97V95L75 94ZM119 94L117 95L120 99L121 98H123L124 97V95H126L123 91H120V92H118ZM211 93H214V92H212L211 91ZM5 94H6V92H5ZM57 94H59V93H57ZM81 94V93H80ZM178 94V93H177ZM218 94V93H217ZM237 94V93H236ZM248 94H250V93H248ZM4 95V94H3ZM54 95V94H53ZM213 95H215V94H213ZM224 95V94H223ZM227 95V94H226ZM235 95V94H234ZM238 95V94H237ZM14 96H15V94H14ZM58 96V95H57ZM178 96V95H177ZM177 96H175V97H177ZM209 96V95H208ZM219 96H220V94H219ZM256 96V95H255ZM4 96H1V94H0V165H2L4 162H6V163H12L13 162V166H12V168L13 167H15L14 166V164H19L17 167L18 168H20V171H22V170H26V169H30L32 166H33V163L34 162H30V161H27L26 162V156L28 155V157H29V152H30V149H36V147L37 146H41L42 144H45V143H41V142H43V140H44V135L43 134H45V133H43V129H45L46 127H44L45 126V124L47 123V121L43 118V116L40 118V117H38L37 116V118H36V115L34 116V117H30V116H28L29 115V112H28V115H24V116H19L20 114V112L18 111L20 108L18 107V106H21V105H16L14 102H12L11 101V103H6V101L4 100V98H3ZM7 97V96H6ZM63 97V96H62ZM230 97V96H229ZM235 97H237V96H235ZM78 98V97H77ZM220 98H221V96H220ZM227 98V97H226ZM56 99H58V97L56 98ZM61 98H59V100H60ZM119 99V100H120ZM178 99H179V97H178ZM187 99H188V97H187ZM259 99V98H258ZM17 100V99H16ZM16 100H14V101H16ZM72 100H70L69 99V101H72ZM233 100V99H232ZM232 100H229L230 102L232 101ZM8 101V100H7ZM20 101V100H19ZM18 101V102H19ZM27 101V102H28ZM50 101V100H49ZM53 101V100H52ZM61 101V100H60ZM59 101V102H60ZM80 101V100H79ZM182 101V100H181ZM208 101H210V100H208ZM28 102V103H29ZM117 102H119V101H117ZM192 102V101H191ZM233 102L235 103V101L233 100ZM243 102V101H242ZM16 103H17V101H16ZM20 103V102H19ZM18 103V104H19ZM22 103H23V101H22ZM21 103V104H22ZM73 103V102H72ZM70 104L69 106H65V109H61L62 107H61V104H60V109H61V111L62 110H64V112H57L58 113V115H59V117L60 116H62L63 118H64V116H65V118H66V115H64L67 111V115L69 114V113H71L70 111V106H72L73 104ZM77 103V102H76ZM125 103H127V102H125ZM148 103V102H147ZM229 103V102H228ZM24 104V103H23ZM27 104V103H26ZM38 104V103H37ZM36 104V105H37ZM53 104H55V103H53ZM58 104V103H57ZM56 104V105H57ZM75 104V103H74ZM120 104V103H119ZM232 104V103H231ZM248 104V103H247ZM263 104V103H262ZM29 105V104H28ZM41 105V104H40ZM43 105V104H42ZM98 106H99V104H97ZM105 105V104H104ZM149 105V104H148ZM235 105V104H234ZM31 106V105H30ZM45 106H46V104H45ZM62 106H64V105H62ZM76 106V105H75ZM92 106V105H91ZM95 106V105H94ZM97 106V107H98ZM106 106V105H105ZM155 106V107H156ZM191 106V108H192V105H190ZM189 106V107H190ZM211 106V105H210ZM213 106V105H212ZM77 107V106H76ZM145 107V106H144ZM34 108V107H33ZM38 108V107H37ZM57 108V107H56ZM59 108V107H58ZM68 108H69V110H68ZM84 108V107H83ZM91 108H93V107H91ZM91 108H89V109H91ZM123 108V107H122ZM158 108V107H157ZM214 108V107H213ZM246 108V107H245ZM28 109V108H27ZM43 109V108H42ZM47 109V108H46ZM94 109H95V107H94ZM126 109V108H125ZM192 109H194V108H192ZM247 109V108H246ZM25 110V109H24ZM73 110H75L74 108H73ZM72 110V111H73ZM79 110V109H78ZM86 110H88V109H86ZM98 110H99V112H97V116H95L96 118H95V120L93 121V122H91V124L89 123H87V125H90L91 127H89V128H87L86 129V131H89V130H96V129H101L102 127H104V125H105V123H106V121H107V119H109V118H113V116L115 115V113L117 112V108L116 107H114L113 109H111V110H109V111H104L101 107H98ZM191 110V109H190ZM249 110V109H248ZM251 110H253V109H251ZM20 111H21V109H20ZM32 111V110H31ZM31 111H30V114H31ZM37 111V110H36ZM43 111V110H42ZM46 111V110H45ZM48 111H49V109H48ZM96 111H97V109H96ZM19 112V113H18ZM25 112V111H24ZM127 112V111H126ZM184 112V111H183ZM195 112V111H194ZM237 112V111H236ZM252 112V111H251ZM23 113V112H22ZM32 113H34V112H32ZM40 113V112H39ZM38 113V114H39ZM55 113V112H54ZM82 113V112H81ZM80 113V114H81ZM85 113V112H84ZM241 113V112H240ZM25 114V113H24ZM36 114V113H35ZM37 114V115H38ZM48 114V113H47ZM77 114V113H76ZM83 114V113H82ZM90 114H91V112H90ZM93 114H94V111H93ZM129 114V113H128ZM199 114V113H198ZM227 114V113H226ZM248 114H250V113H248ZM43 115V114H42ZM50 115V114H49ZM64 115V116H63ZM72 115V117H73V113L71 114ZM88 115H89V113H88ZM92 115V114H91ZM95 115V114H94ZM245 115H247V114H245ZM250 115H252V113L250 114ZM250 115H248V116H250ZM254 115V114H253ZM252 115V116H253ZM45 116V115H44ZM57 116V115H56ZM70 116V115H69ZM68 116V117H69ZM193 116V115H192ZM223 116V115H222ZM228 116V115H227ZM251 116V117H252ZM71 117V118H72ZM176 117V116H175ZM187 117V116H186ZM189 117V116H188ZM199 117V116H198ZM250 117V118H251ZM49 118V117H48ZM57 118V117H56ZM80 118V117H79ZM92 118V117H91ZM122 118V117H121ZM135 118V117H134ZM202 118V117H201ZM200 118V119H201ZM248 118V117H247ZM255 118V117H254ZM254 118H252L253 120H254ZM257 118V117H256ZM32 119V120H31ZM159 119V118H158ZM246 119V118H245ZM76 120V119H75ZM91 120V119H90ZM183 120H185V119H183ZM187 120H188V118H187ZM197 120V119H196ZM234 120V119H233ZM238 120V119H237ZM243 120V119H242ZM257 120V119H256ZM45 121H46V123H45ZM55 121V120H54ZM62 121H64V120H62ZM67 121H68V119H67ZM245 121V120H244ZM56 122V121H55ZM65 122H66V120H65ZM164 122V121H163ZM190 122V121H189ZM246 122V121H245ZM52 123V122H51ZM57 123V122H56ZM59 123V122H58ZM58 123L56 124V125H58ZM154 123V122H153ZM174 123V122H173ZM187 123V122H186ZM185 123V124H186ZM232 123V122H231ZM53 124V123H52ZM67 124H68V122H67ZM70 124V123H69ZM117 124V123H116ZM172 124V123H171ZM227 124H228V122H227ZM246 124V123H245ZM258 124V122L257 123H255L254 125H257ZM264 124V123H263ZM47 125V124H46ZM59 125H60V123H59ZM71 125H72V123H71ZM158 125V124H157ZM160 125V124H159ZM158 125V126H159ZM173 125V124H172ZM188 125V124H187ZM248 125V124H247ZM246 125V126H247ZM112 126V125H111ZM117 126V125H116ZM120 126V125H119ZM135 126V125H134ZM138 126V125H137ZM189 126H191V125H189ZM260 126V125H259ZM124 127H126V126H124ZM127 127H130V125L129 126H127ZM179 127V126H178ZM230 127V126H229ZM228 127V128H229ZM248 127H250V125L248 126ZM261 127H263V126H261ZM85 128V127H84ZM105 128V127H104ZM108 128H110V127H108ZM112 129L113 128H115V127H111ZM264 128V127H263ZM49 129H50V127H49ZM56 129V128H55ZM127 129H129V128H127ZM136 129V128H135ZM161 129V128H160ZM159 129V130H160ZM183 129V128H182ZM185 129V128H184ZM238 129V128H237ZM47 130V129H46ZM46 130H45V132H46ZM68 130V129H67ZM116 130V129H115ZM132 130V129H131ZM231 130V129H230ZM230 130H228L227 129V131H230ZM259 130V129H258ZM51 131H54V129L52 130L51 129ZM56 131V130H55ZM60 131H62V130H60ZM82 131H85V130H82ZM111 131V130H110ZM109 131V132H110ZM129 131H130V129H129ZM128 131V132H129ZM133 131V130H132ZM131 131V132H132ZM135 131V130H134ZM139 131H141V130H139ZM189 131V130H188ZM193 131V130H192ZM199 131V130H198ZM238 131L239 132H241V133H243V134H246V133H244L245 131H246V128L245 127H243V126H241V127H239V129H238ZM255 131V130H254ZM260 131V130H259ZM263 131V130H262ZM76 132V131H75ZM79 132L81 133V131L79 130ZM90 132V131H89ZM92 132V131H91ZM106 132V131H105ZM108 132V133H109ZM112 132V131H111ZM122 132V131H121ZM121 132H119L118 131V133H121ZM130 132V133H131ZM136 132V131H135ZM155 132V131H154ZM158 132V131H157ZM161 132V131H160ZM164 132V131H163ZM166 132V131H165ZM187 132V131H186ZM237 132V131H236ZM253 132V131H252ZM252 132L250 133V134H252ZM256 132V131H255ZM261 132V131H260ZM48 133V132H47ZM52 132H50L48 135L50 136V134H51ZM54 133V132H53ZM60 133V132H59ZM62 133H64V132H62ZM72 133V132H71ZM74 133V132H73ZM87 133V132H86ZM124 133V132H123ZM171 133V132H170ZM248 133V132H247ZM258 133V132H257ZM256 133V134H257ZM76 134V133H75ZM79 134V133H78ZM104 134V133H103ZM135 134H137V132L136 133H134V135ZM231 134V133H230ZM264 134V133H263ZM51 135H53V134H51ZM61 135V134H60ZM84 135H85V133H84ZM124 135V134H123ZM130 135V134H129ZM134 135H132L133 137H134ZM170 135V134H169ZM185 135V134H184ZM183 135V136H184ZM235 135V134H234ZM249 135V134H248ZM247 135V136H248ZM262 135V134H261ZM260 135V136H261ZM45 136H47V134L45 135ZM54 136V135H53ZM57 135H55V137H56ZM79 136H80V134H79ZM89 136V135H88ZM131 136V137H132ZM137 136H138V134H137ZM161 136V135H160ZM174 136V135H173ZM182 136V137H183ZM186 136V135H185ZM244 136V135H243ZM246 136V135H245ZM250 136V135H249ZM257 136V135H256ZM258 136H259V133H258ZM259 136V137H260ZM63 137V136H62ZM67 137V136H66ZM82 137V136H81ZM114 137H115V135H114ZM125 136H123L122 137V139L124 138ZM130 137V138H131ZM139 137V136H138ZM137 137V138H138ZM171 137H172V135H171ZM181 137V136H180ZM254 137V136H253ZM59 138V137H58ZM74 138V137H73ZM117 138V137H116ZM116 138H115V140H116ZM127 138V137H126ZM169 138V137H168ZM173 138V137H172ZM230 139H231V137H229ZM246 138V137H245ZM255 138H257V137H255ZM263 138V137H262ZM118 139V138H117ZM121 139V137H119V140ZM125 139V138H124ZM140 139V138H139ZM139 139H137L138 141H139ZM180 139V138H179ZM183 139V138H182ZM181 139V140H182ZM237 139V138H236ZM250 139L252 140V138L250 137ZM259 139H261V138H259ZM51 140V139H50ZM74 140V139H73ZM76 140V139H75ZM99 140V139H98ZM101 141V143H100V152L102 153L103 152V155H100L99 154V152H98V154H97V152H96V154H95V152L94 151H90L89 149H87V148H85V147H87V146H85L84 145V148H82V149H80L79 151H77L78 153V155H75L77 158L75 159V167L74 166H72L71 165V167H69V169L67 168V171H68V176H70L71 178H69L67 181H66V183H64V185L63 186H65V188H67V189H70V190H68V191H71V193L73 192V195H78V196H80V195H82L84 192H86V191H84V188H83V182H85L84 180H85V177H86V175H87V173L88 172H90V170H92V171H95V172H97V171H99L100 170V168H102V162H101V156H103V158L104 157H106L107 159H121V158H123V156L125 157V154H124V151H123V149L121 148V146H124V145H121L120 146V144L121 143H119L117 140L116 141H114V140H112V137H111V139H109V140H103L102 138L100 139ZM173 140V139H172ZM185 140V139H184ZM223 140V139H222ZM250 140V141H251ZM257 140V139H256ZM70 142H71V139L69 140ZM125 141H126V139H125ZM168 141H169V139H168ZM178 141V140H177ZM189 141V140H188ZM248 141V140H247ZM249 141V142H250ZM261 141V140H260ZM56 142V141H55ZM120 142H123V140L122 141H120ZM136 142V141H135ZM182 142V141H181ZM230 142V141H229ZM237 142V141H236ZM252 142H254V141H252ZM263 142V141H262ZM163 143V142H162ZM185 143H186V141H185ZM184 143V144H185ZM245 143H246V141H245ZM258 143H259V141H258ZM41 144V145H40ZM56 144V143H55ZM164 144V143H163ZM64 145H65V143H64ZM77 145H78V141H77ZM44 146V145H43ZM60 147H61V145H60ZM74 147L75 146H73V149H74ZM39 148H41V147H39ZM39 148H37V149H39ZM51 148V147H50ZM53 148V147H52ZM55 148V147H54ZM62 148V147H61ZM77 147H75V149H76ZM89 148V147H88ZM91 148V147H90ZM182 148V147H181ZM180 148V149H181ZM185 148V147H184ZM67 149V148H66ZM186 149V148H185ZM233 149V148H232ZM231 149V150H232ZM57 150V149H56ZM98 150V149H97ZM72 151V150H71ZM186 151V150H185ZM219 152V151H218ZM76 152H74V154H75ZM126 153V152H125ZM245 155V154H244ZM31 156V155H30ZM217 156H219V155H217ZM254 156V155H253ZM244 157V156H243ZM258 156L256 155V158L254 159V160H250L249 158H250V156L248 157V159L250 160V164L249 165H244L245 167H242V168H240V170L242 169V174L244 175V177H245V175H247V178H242V177H240V175H241V172H238V175H235L233 178H229V180H224V179H222V180H220V179H218V181H217V183H218V185L217 186H219L218 187V189H217V191H219V200H218V202L215 200V199H213L215 202H217V204H212L211 202L210 203H206L205 201L208 199L207 198V195H206V190H209V189H201L200 190V193H199V198L196 200V202H195V204L193 205V206H191V207H189L188 205V207H186L185 206V208H182V209H179V212L178 213H176V221L174 222V223H171V225L169 224V225H167V227H168V229H167V227H166V225L164 226V224H163V222L162 221H160V220H158V219H156L157 221H156V224L155 225H153V227H158V226H161L162 224H163V226H164V230H165V234L164 235H161V239H163V240H165V245L167 246V244L170 242V243H173V241L176 239V235L179 233V232H181V231H185V232H187V233H191L190 235H192V234H194V232H195V228L197 227V226H200V225H202V224H204V223H214L215 225L219 222V221H221L220 223H223V219H221V220H219L220 218H223V216H225V215H227V216H229L230 217V221H228L227 222V224L228 223H230L229 224V226L231 225V224H233L234 225V227H238L240 224H239V219L238 218H240V219H242L244 216H241V217H239L240 215V212L244 209V211H245V213L247 212L246 211V209L248 210V213H247V215L248 216H250L251 217V215L254 213V211L256 210V209H262V208H264V162L260 159V158H257ZM30 158V157H29ZM126 158V157H125ZM247 158V157H246ZM251 158H253V157H251ZM105 159V158H104ZM182 159V158H181ZM222 159V158H221ZM245 159V158H244ZM263 159H264V157H263ZM33 160V159H32ZM74 160V159H73ZM106 160V159H105ZM175 160V159H174ZM217 160H218V157H217ZM227 160V159H226ZM225 160V161H226ZM34 161H36L35 159H34ZM111 161V160H110ZM124 161V160H123ZM242 161V160H241ZM118 162V161H117ZM167 162V161H166ZM170 162V161H169ZM222 162V161H221ZM45 163V162H44ZM43 163V164H44ZM70 163H71V161H70ZM69 163V164H70ZM110 163V162H109ZM120 163H121V161H120ZM124 163V162H123ZM215 163V162H214ZM213 163V164H214ZM69 164H68V166H69ZM112 164H115V163H112ZM168 164V163H167ZM228 164V163H227ZM34 165H36V164H34ZM53 165H54V163H53ZM130 165V167L132 166V164H129ZM48 166V165H47ZM106 166V165H105ZM110 166H112V165H110ZM110 166H109V168H110ZM211 166H212V164H211ZM216 166V165H215ZM241 166H242V164H241ZM17 167H15L14 168V171H13V169L12 170H9V172L7 173V172H1V169H0V176L2 175L3 177H7L8 175L10 176V175H12L13 177H16V176H18V174H20V173H18L17 174ZM62 167V166H61ZM1 168V167H0ZM49 168H51V167H49ZM49 168H48V170L47 169H45L43 172H42V177H43V179H44V181H45V183L47 184V185H44V186H47V193H54L55 192V188H56V185H55V183H54V180L52 179V174L49 172ZM104 168V167H103ZM102 168V169H103ZM123 168V167H122ZM127 168V167H126ZM138 168V167H137ZM170 168V167H169ZM212 168H213V166H212ZM15 169H16V171H15ZM32 169V168H31ZM30 169V170H31ZM56 169V168H55ZM66 169V168H65ZM64 169V170H65ZM101 169V170H102ZM117 169H118V166H117ZM121 169V168H120ZM119 169V170H120ZM207 169V168H206ZM236 169H238V168H236ZM8 170V169H7ZM6 170V171H7ZM111 170V169H110ZM112 170H114V168H112ZM111 170V171H112ZM116 170V169H115ZM130 170H134L133 168H131ZM137 170V169H136ZM170 170V169H169ZM217 170V169H216ZM52 171V170H51ZM66 171V170H65ZM64 171V172H65ZM67 171H66V174H67ZM103 171V170H102ZM122 171V170H121ZM213 171V170H212ZM237 171V170H236ZM23 172H25V171H23ZM30 172V171H29ZM28 172V173H29ZM37 172L38 171H36V172H33L34 174L36 173L37 174ZM52 172H54V171H52ZM56 172V171H55ZM116 172V171H115ZM114 172V173H115ZM211 172V171H210ZM210 172H209V175H211L210 174ZM225 172H227L226 170H225ZM26 174V177H25V181H26V179L28 180L29 179V174ZM105 173V174H104ZM134 173V172H133ZM206 173H207V171H206ZM205 173V174H206ZM24 174V175H25ZM94 174V173H93ZM171 174V173H170ZM220 174V173H219ZM228 174V173H227ZM23 175V176H24ZM32 175V174H31ZM55 175V174H54ZM100 175V176H99ZM98 176L99 177H101V174H99ZM103 175H105L106 176V178L110 181L111 180V173L109 172V171H103ZM164 175V174H163ZM206 175H208V174H206ZM205 175V176H206ZM221 175V174H220ZM220 175H219V177H220ZM226 175V174H225ZM22 176V177H23ZM64 176V175H63ZM97 176V177H98ZM165 176V175H164ZM217 176V175H216ZM242 176V175H241ZM12 177V178H13ZM20 177V176H19ZM32 177H34V176H32ZM41 177V176H40ZM55 177V176H54ZM191 177V176H190ZM229 177V176H228ZM114 178H116V179H118V180H120V177L118 178V175H116V177H114ZM170 178V177H169ZM4 179V178H3ZM10 179V178H9ZM16 179V178H15ZM22 179V180H23ZM34 179V178H33ZM42 179V178H41ZM211 179V178H210ZM7 180V179H6ZM64 180V179H63ZM86 180H88V177H86ZM215 181L217 180V177L214 179ZM16 181V180H15ZM90 181V180H89ZM8 182V181H7ZM7 182H5V183H7ZM3 183H4V181H3ZM29 183V182H28ZM162 183V182H161ZM205 183V182H204ZM130 184V183H129ZM11 185V184H10ZM19 185V184H18ZM210 185H212V184H210ZM209 185V186H210ZM17 186V185H16ZM105 186V185H104ZM20 187V186H19ZM22 187V186H21ZM211 187V186H210ZM209 187V188H210ZM6 188H9V186L8 187H6ZM14 188V187H13ZM23 188H25V187H23ZM22 188V189H23ZM101 188H102V185H101ZM212 188H216L215 186H213L212 185V187H211V189ZM4 189V188H3ZM37 189V188H36ZM131 189H133V186H131ZM200 189V188H199ZM1 190V189H0ZM13 190V189H12ZM3 191V190H2ZM9 191H11V190H9ZM8 191V192H9ZM63 191V190H62ZM65 191H67V190H65ZM134 191V190H133ZM136 191H137V193H136ZM135 191V193L136 194H138V192L140 191V190H136ZM216 191V192H217ZM5 192V191H4ZM7 192V191H6ZM5 192V193H6ZM34 191H32V193H33ZM56 192H57V189H56ZM56 192H55V194H56ZM31 193V191L30 190H28V189H24L23 191H21L20 192V194L21 195H23L24 197H30L29 195H31L32 194ZM164 193V192H163ZM214 193H215V191H214ZM2 193H0V195H1ZM13 194V193H12ZM58 194V193H57ZM136 194H135V196H136ZM142 194V193H141ZM216 194V193H215ZM8 195V194H7ZM33 195V194H32ZM62 195V194H61ZM198 195V194H197ZM214 195V194H213ZM217 195V194H216ZM40 196V195H39ZM46 196H48V195H46ZM58 196V195H57ZM218 196V195H217ZM2 197V196H1ZM0 197V198H1ZM33 197V196H32ZM128 197H130V196H128ZM132 197V196H131ZM130 197V198H131ZM146 197H147V195H146ZM148 197H150V196H148ZM152 197V196H151ZM31 198V197H30ZM58 198V197H57ZM61 198V197H60ZM125 198H127V197H125ZM123 199H124V197H123ZM138 199H140V197L138 198ZM138 199H136V200H138ZM173 199V198H172ZM194 199V198H193ZM196 199V198H195ZM212 199V198H211ZM2 200V199H1ZM6 200V199H5ZM25 200H27V199H25ZM59 200H61V199H59L58 198V201ZM66 200V199H65ZM70 200V199H69ZM191 200V199H190ZM124 201H125V199H124ZM128 202L129 201H131L130 199H128L127 200ZM174 201H176V200H173V202ZM189 201V200H188ZM209 201V200H208ZM211 201V200H210ZM33 202V205L34 204H37L38 202H39V198L38 197H36V198H34V201H32ZM63 202V201H62ZM76 202V201H75ZM141 202V201H140ZM193 202H194V200H193ZM20 203V202H19ZM109 203H110V201H109ZM112 203V202H111ZM151 203V202H150ZM177 203H179L178 201H177ZM176 202H175V204H177ZM184 203V202H183ZM188 203V202H187ZM205 203V204H204ZM21 204V203H20ZM47 204V203H46ZM57 204V203H56ZM132 204V203H131ZM174 204V203H173ZM173 204H171V206L173 205ZM191 204H192V202H191ZM3 205V204H2ZM59 205V204H58ZM113 205V204H112ZM133 205H134V203H133ZM181 206L183 205V204H180ZM0 206H1V204H0ZM12 206V205H11ZM25 206V205H24ZM23 206V207H24ZM130 206V205H129ZM128 206V207H129ZM136 206H138V204L136 205ZM176 206V205H175ZM178 206V205H177ZM26 207V206H25ZM24 207V208H25ZM40 207V206H39ZM60 207V206H59ZM182 207H184V206H182ZM114 208V207H113ZM130 208V207H129ZM135 208V207H134ZM179 208V207H178ZM41 209V208H40ZM116 209V208H115ZM124 209H125V206H124ZM174 209H175V207H174ZM22 210H24V209H22ZM47 210V209H46ZM133 210V209H132ZM135 210V209H134ZM4 211L5 212H8L9 211V207H6L5 209H4ZM12 211V210H11ZM14 211V210H13ZM18 210H16V212H17ZM27 211V210H26ZM107 211V210H106ZM122 211V210H121ZM131 211V210H130ZM136 211H137V209H136ZM139 211V210H138ZM175 211V210H174ZM188 211L189 212H191L189 215H187L186 216V212L188 213ZM256 211H258V210H256ZM262 211V210H261ZM260 211V212H261ZM264 211V210H263ZM21 212V211H20ZM100 212V211H99ZM105 212V211H104ZM111 212V211H110ZM133 212V211H132ZM24 213V212H23ZM98 213V212H97ZM112 213H113V211H112ZM143 213V212H142ZM244 213V212H243ZM18 214H19V212H18ZM75 214V213H74ZM106 214V213H105ZM122 214V213H121ZM51 215V214H50ZM82 215V214H81ZM108 215V214H107ZM123 215V214H122ZM124 215H126V214H124ZM134 215V214H133ZM136 215V214H135ZM140 215H142V214H140ZM173 215V214H172ZM243 215H245V214H243ZM253 215H255V214H253ZM252 215V216H253ZM258 215V214H257ZM263 215V216H262ZM69 216V215H68ZM93 216H97L96 217V219H100L101 220V218H99V214L98 215H93ZM139 216V215H138ZM159 216V215H158ZM60 217V216H59ZM65 217V216H64ZM70 217H71V215H70ZM173 217V216H172ZM261 217H264V214H261ZM47 218V217H46ZM50 218H51V216H50ZM82 218V217H81ZM119 218V217H118ZM117 218V219H118ZM129 218V217H128ZM225 218V217H224ZM252 218V217H251ZM96 219H94V218H88V220L87 221H83L84 223H85V225H86V227H90L91 225H93L95 222H96ZM106 219H107V217H106ZM115 220L116 222H114V223H116V224H113V225H115V230L113 231L114 232V234H115V236L118 238V242L120 243V245L118 246V248L120 247L121 248V251H116V252H113V254L115 253V255H114V257L112 258V259H110L111 257L110 256H108V254L107 253H104V254H100L101 252H99V254L100 255H95L94 253H93V251H94V248H92L93 246H89L88 244L89 243H91V241H83V243H82V241L81 240H79L78 242H77V244H78V246H75V247H77L78 248V251H77V249H76V253H78L79 255L77 256V257H72V258H70V256H69V258H70V260L69 259H66L65 257L66 256H64V255H62L61 253H60V251H58V249H60V248H63L62 247V244H60V243H58L57 242V248H55L56 250H54L53 251V248H45V249H43L42 247H40V251H42V253H40L41 255V263L39 262V263H36V262H33L32 260H29V259H27L26 257H24V256H22V255H20L21 257L18 259V260H16L15 262H13L12 261V263H10V264H52V262L54 263V264H142L143 262H145V261H147L148 263H152V262H154V259L156 258L155 257V255L153 256V254L155 253V251L157 250V248H155L156 246L155 245H150V248H145L143 245H137V244H134V242L133 241H129V238L126 236V235H124L123 234V230H121V228L119 227V221L118 220ZM140 219V218H139ZM226 220H227V218H225ZM244 219V218H243ZM255 219V218H254ZM253 219V221H255ZM120 220V219H119ZM128 220V219H127ZM248 220V219H247ZM251 220V219H250ZM259 220V219H258ZM50 221V220H49ZM78 221V220H77ZM80 221V220H79ZM125 221V220H124ZM133 222H135L134 220H132ZM141 221H142V219H141ZM155 221V220H154ZM173 221V220H172ZM253 221H252V223H253ZM100 222H102V220L100 221ZM143 222V221H142ZM224 222H225V220H224ZM257 222V221H256ZM258 222H261V221H258ZM47 223V222H46ZM50 223V222H49ZM81 223V222H80ZM137 223V222H136ZM139 223V222H138ZM255 223V222H254ZM59 224V223H58ZM58 224H56L57 226H58ZM61 224V223H60ZM82 224V223H81ZM98 224V223H97ZM103 224V223H102ZM121 224V223H120ZM123 224V223H122ZM224 224H226V223H224ZM223 224V225H224ZM244 224H246V223H244ZM248 224V223H247ZM256 224V223H255ZM255 224H250V225H252V226H254ZM55 225V224H54ZM126 225V224H125ZM131 225V224H130ZM138 225V224H137ZM151 225V224H150ZM82 226V225H81ZM102 226V225H101ZM208 226V225H207ZM211 226H212V224H211ZM220 226V225H219ZM256 226H257V224H256ZM50 227L52 228V226L50 225ZM59 227V226H58ZM76 227V226H75ZM105 227V226H104ZM122 227V226H121ZM137 227V226H136ZM155 227V228H156ZM242 227V226H241ZM245 227V226H244ZM244 227H242L241 229H243ZM259 227H260V231H264V218L262 219V222L259 224ZM54 228V227H53ZM102 228V227H101ZM206 228V227H205ZM221 228V227H220ZM256 228V227H255ZM93 229V228H92ZM109 229V228H108ZM107 229V230H108ZM140 229V228H139ZM216 229H218L217 227H216ZM222 229H223V226H222ZM246 229V228H245ZM248 229H249V227H248ZM85 230V229H84ZM83 230V231H84ZM138 230V229H137ZM142 230V229H141ZM206 230V229H205ZM232 230V229H231ZM239 230V229H238ZM251 230V229H250ZM46 231V230H45ZM102 231H104V230H102ZM131 231V230H130ZM133 231V230H132ZM131 231V232H132ZM145 231V230H144ZM237 231V230H236ZM245 231V230H244ZM243 231V232H244ZM247 231L248 230H246L245 232H244V234H243V236L242 237H240V235L241 234H239V236L237 235V236H235V232H233L232 234H233V236H235V238H233L232 236V238H233V245H231V247L230 248H228L227 246H222V247H220V248H223V247H226V248H228V253L227 254H235L236 252H238V253H243L244 252V249H245V247H247L248 246V244H249V241H252V240H249V239H251V237L249 238V236H248V234L249 233H247ZM257 230H255V232H256ZM20 232V231H19ZM80 232H82V231H80ZM87 232V231H86ZM205 232V231H204ZM203 232V233H204ZM250 232V231H249ZM254 232V233H255ZM257 232H259V230L257 231ZM256 232V233H257ZM133 233V232H132ZM197 233V232H196ZM213 233V232H212ZM230 233V232H229ZM229 233H228V235H229ZM237 233V232H236ZM241 233H242V231H241ZM253 232H251V234H252ZM255 233V234H256ZM69 234V233H68ZM71 234V233H70ZM77 234H78V232H77ZM80 234H82V233H80ZM101 234V233H100ZM103 234V233H102ZM101 234V235H102ZM129 234V233H128ZM200 234H202L201 232H200ZM207 234V233H206ZM215 234V233H214ZM259 234H260V232H259ZM13 235V234H12ZM21 235V234H20ZM91 235V234H90ZM133 235V234H132ZM152 235V234H151ZM199 235V234H198ZM223 235V234H222ZM224 235H226V233L224 234ZM228 235H227V238H226V240L228 239ZM257 235H258V233H257ZM69 236V235H68ZM212 236V238H214L213 237V235H211ZM256 235H254V237H255ZM259 236V235H258ZM160 237V236H159ZM186 237V236H185ZM191 238L189 239V237H188V244H183L182 246H180L179 248V254H180V251H182L183 252V254L181 253L180 255H182V260H181V264H200L201 262H199V259H197L198 257H196L193 253H192V251L191 252H189V250L192 248V247H200L201 245H202V243H205L206 241H208L209 242V240H206L205 242H203V241H201L202 240V238L201 237H199V236H196V234L194 235V236H190ZM257 237V236H256ZM83 238V237H82ZM96 238V237H95ZM130 238H131V236H130ZM183 238V237H182ZM187 238V237H186ZM232 238L231 239H229V240H232ZM249 238V239H248ZM253 238V237H252ZM44 239V238H43ZM42 239V240H43ZM56 239V238H55ZM75 239H79V237H76V238H74L73 240L75 241ZM87 239V238H86ZM97 239H101V236H97ZM132 240L134 239V238H131ZM152 239H153V237H152ZM160 239V240H161ZM210 239V238H209ZM216 239V238H215ZM40 240V239H39ZM39 240H38V242H39ZM139 240V239H138ZM142 240V239H141ZM158 241H159V239H157ZM17 241H19L18 239H17ZM72 241V240H71ZM96 241V240H95ZM146 241V240H145ZM156 241V240H155ZM176 241V240H175ZM255 241H257V240H255ZM23 242V241H22ZM22 242H21V245H22ZM73 242V241H72ZM181 242V241H180ZM202 242V243H201ZM213 242V241H212ZM0 243H1V241H0ZM16 243V242H15ZM26 244H27V241L25 242ZM107 243V242H106ZM146 243V242H145ZM175 243V242H174ZM225 243H227V242H225ZM258 243H259V241H258ZM25 244V245H26ZM72 244V243H71ZM70 244V245H71ZM93 244V243H92ZM94 244H96V243H94ZM114 245L116 244V242L115 243H113ZM112 244V245H113ZM142 244V243H141ZM143 244H144V240H143ZM176 244V243H175ZM174 244V245H175ZM223 245H224V243H222ZM252 244V243H251ZM262 246H260V247H262V249L264 250V241H261V243H260ZM54 245V244H53ZM56 245V244H55ZM101 245V244H100ZM104 245V244H103ZM102 245V246H103ZM109 245V244H108ZM158 245V248H159V244H157ZM164 245V246H165ZM177 245V244H176ZM212 245V244H211ZM214 245V244H213ZM259 245V244H258ZM257 245V246H258ZM5 247H6V245H4ZM24 246V245H23ZM47 246V245H46ZM51 246V245H50ZM105 246V245H104ZM103 246V247H104ZM165 246V247H166ZM220 246V245H219ZM257 246H255L256 248H257ZM44 247V246H43ZM68 247V246H67ZM112 247V246H111ZM110 247V248H111ZM161 247V246H160ZM212 247V246H211ZM253 247H254V245H253ZM32 248V247H31ZM34 248V247H33ZM190 248V249H189ZM201 248V247H200ZM209 248H210V246H209ZM214 248V247H213ZM21 249V248H20ZM69 249V248H68ZM156 249V250H155ZM168 249V248H167ZM189 249V250H188ZM205 249V248H204ZM207 249V248H206ZM205 249V250H206ZM216 249V248H215ZM19 250V249H18ZM31 250V249H30ZM192 250V249H191ZM199 250V249H198ZM197 250V248H196V251H198ZM213 250V249H212ZM223 250V249H222ZM253 250H254V248H253ZM263 250H262V252H263ZM22 251V250H21ZM39 251V252H40ZM111 251V250H110ZM175 251V250H174ZM195 251V253H197ZM200 251V250H199ZM201 251H203V249H201ZM209 251V250H208ZM227 251H224L225 253L227 252ZM11 252V251H10ZM64 252V251H63ZM106 252V251H105ZM210 252V251H209ZM254 251H252V253H253ZM260 252V251H259ZM262 252H261V254H260V256L257 258V259H255L254 258V260H253V264H264V254H262ZM19 253V252H18ZM21 253V252H20ZM74 253V252H73ZM162 253H164V249H162V251H161V254ZM205 253V252H204ZM211 253V252H210ZM258 253V252H257ZM63 254H65V253H63ZM70 254V253H69ZM94 254V255H93ZM112 254V255H113ZM208 254V253H207ZM256 254V253H255ZM24 255V254H23ZM199 255V254H198ZM205 255H206V253H205ZM223 255H225V254H223ZM241 255V254H240ZM239 255V256H240ZM252 255H254V254H252ZM257 255H259V254H257ZM36 256V255H35ZM174 256V255H173ZM201 256V255H200ZM215 256H218V262L219 261H221V264H225V262H224V260H225V258H224V256H222V255H220L219 253H217V254H215V252H214V254L212 255V257H215ZM246 256H247V254H246ZM249 256H250V254H249ZM248 256V257H249ZM160 257V256H159ZM172 257V256H171ZM209 257V256H208ZM207 257V258H208ZM211 257V256H210ZM255 257V256H254ZM16 258V257H15ZM18 258V257H17ZM36 258V257H35ZM53 259L52 260V262L50 261V259ZM170 258V257H169ZM202 258V257H201ZM207 258H205V259H207ZM216 258V257H215ZM230 258V257H229ZM14 259V258H13ZM37 259V258H36ZM168 259V258H167ZM211 259V258H210ZM252 259V258H251ZM165 260V259H164ZM208 260V259H207ZM240 260V259H239ZM238 260V261H239ZM203 261V260H202ZM228 261V260H227ZM238 261H236V262H238ZM9 262V261H8ZM38 262V261H37ZM177 262V261H176ZM217 262V263H218ZM240 262V261H239ZM247 262V261H246ZM163 263V262H162ZM174 263H175V261H174ZM230 263V262H229ZM0 264H8V263H4V262H0ZM147 264V263H146ZM153 264V263H152ZM166 264V263H165ZM202 264V263H201ZM204 264V263H203ZM215 264V263H214ZM238 264V263H237Z\"/></svg>", "mask_w": 264, "mask_h": 264}]
</instances>
